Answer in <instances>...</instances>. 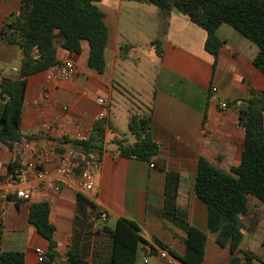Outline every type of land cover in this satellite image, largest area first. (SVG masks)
<instances>
[{
  "label": "crops",
  "instance_id": "obj_1",
  "mask_svg": "<svg viewBox=\"0 0 264 264\" xmlns=\"http://www.w3.org/2000/svg\"><path fill=\"white\" fill-rule=\"evenodd\" d=\"M20 7L21 0H0V79H17L22 71L21 48L9 41L10 30L4 28ZM98 7L108 28L105 71L98 74L88 67L87 42L76 54L58 40L57 64L27 79L21 140L11 148L0 142V255L17 251L23 253L25 264H68L77 198L82 194L107 213L104 223L95 222V230L103 225L114 229L121 218L137 224L146 243L140 246L136 264H183L177 256L186 252L191 226L207 233L202 264H228L231 254L209 233L207 205L194 192L197 163L205 157L223 171L240 163L244 130L239 126V109L251 89H264V73L253 64L258 47L223 24L216 32L222 45L214 66V56L205 49L206 30L179 10L134 0H99ZM156 41L162 46L161 58L153 45ZM130 50L134 57L127 53ZM65 61L74 63L77 74L65 77ZM115 93L131 104L123 129L113 122ZM100 98L109 104L102 156L94 189L83 194L78 182L85 163L74 142L87 138L99 120L104 109ZM220 101L228 104L226 111L220 110ZM5 104L0 97V119ZM133 106L136 114L152 116V137L159 148L153 162L118 154L117 139L135 142L128 132ZM65 157L74 182L57 177L39 181L36 169L28 167L33 162L51 169ZM20 169L25 170L23 183L16 173ZM23 188L31 189L26 199L17 196ZM42 202L48 204L55 227L57 255L53 259L49 240L29 221L31 206ZM241 221L243 249L256 253L262 260L258 264H264V204L249 196ZM106 241L104 233L96 240H84L82 264H110ZM149 245L166 250L173 261L158 252L148 253ZM39 249L45 254L42 262Z\"/></svg>",
  "mask_w": 264,
  "mask_h": 264
},
{
  "label": "trees",
  "instance_id": "obj_2",
  "mask_svg": "<svg viewBox=\"0 0 264 264\" xmlns=\"http://www.w3.org/2000/svg\"><path fill=\"white\" fill-rule=\"evenodd\" d=\"M170 11L179 10L207 32L205 49L211 53L216 65L222 45L217 37L218 28L227 24L258 47L253 64L264 73V0H134ZM99 0H21L14 18L5 23L10 30L9 41L22 51V71L17 79H0V97L6 100L0 119V142L9 146L21 140L20 122L23 113L27 79L30 75L46 71L57 64V41L70 53L80 54L82 42L89 46L88 67L98 74L105 71V49L108 28L98 7ZM157 56L163 51L159 41L153 43ZM36 54V55H35ZM239 126L244 130V150L241 161L223 171L207 158L197 163L195 195L208 208V231L219 246L231 254L228 264H258L261 258L243 249V223L241 216L248 211V197L264 204V89H251L245 105L239 109ZM153 120L149 114L132 115L128 123L134 143L123 139L115 141L118 154L153 162L159 148L152 137ZM106 126L104 120L95 122L85 140H76L74 148L86 154L102 156ZM81 169V168H80ZM74 239L68 253V264H82L84 240H96L100 233L107 235V259L110 264H136L140 246L146 241L137 224L119 219L114 229L103 225L94 229L101 210L79 194ZM29 221L47 238L49 257H56L55 227L49 220L46 202L31 206ZM207 233L191 226L186 239V252L177 258L183 264H202L205 258ZM163 248H166L161 244ZM264 250V236L261 242ZM0 264H25L24 255L17 251L3 252Z\"/></svg>",
  "mask_w": 264,
  "mask_h": 264
},
{
  "label": "built area",
  "instance_id": "obj_3",
  "mask_svg": "<svg viewBox=\"0 0 264 264\" xmlns=\"http://www.w3.org/2000/svg\"><path fill=\"white\" fill-rule=\"evenodd\" d=\"M62 68L65 70V77H70V76L77 74V68L74 65V63L71 61H65L62 64ZM216 90L217 89L215 87L211 88V93L215 94ZM99 103L104 106V109L99 113L98 119L99 120H105L108 117V109L107 108H108L109 104H108L107 100H105L104 98H100ZM218 106H219L221 111H226L229 107L228 104L224 101L218 102ZM206 125L207 124H205V128L207 127ZM85 139H86V137L83 138L82 140H85ZM79 157L85 163L86 168L83 169L80 173L78 188L83 194H87V193L92 192L94 189V175L96 173V170L99 168L100 160L98 159V157L95 153L86 154V153L80 152ZM47 158H48V156L44 157L45 160ZM66 162H67V158L65 157L61 160L60 164L57 167H54L51 169L39 167L33 162H30L28 164V167L32 168V169H36L35 176H36L37 180H39V181H45L48 178L57 177V178L62 179L66 182H74L75 181V175L66 166L67 165ZM153 166H154V164H151V167H153ZM16 173H17L18 178H19V183H23L24 179L22 176L25 173V170L20 169ZM30 194H31L30 188H23V189L17 191V196L20 198H24V199L28 198L30 196ZM98 220L101 221L102 223H104L107 220V213L105 211H101ZM146 251L148 253L158 252V254L161 258H167L170 261H173V258L169 255V253L166 250L161 249L157 245L146 246ZM37 256H38L39 262H42L44 259V256H45L44 251L39 249L37 251ZM144 261L147 262L146 259Z\"/></svg>",
  "mask_w": 264,
  "mask_h": 264
},
{
  "label": "rangeland",
  "instance_id": "obj_4",
  "mask_svg": "<svg viewBox=\"0 0 264 264\" xmlns=\"http://www.w3.org/2000/svg\"><path fill=\"white\" fill-rule=\"evenodd\" d=\"M124 51H126L124 49ZM127 53L131 54V57H134L135 52H133V50L127 51ZM128 99H131L129 95H127ZM134 101V100H133ZM135 104H137L136 101H134ZM131 104L130 102L126 99V98H120L118 93H115L113 96V102H112V107H111V112H112V116L114 115L115 117L113 118V122L115 123V121L117 122V126H119L120 129H123V125L125 124L126 121V110L130 109L131 110ZM134 111H133V115H135L138 110H136V108L133 106ZM132 111V110H131ZM122 124V125H121ZM86 168V165L84 166L83 169Z\"/></svg>",
  "mask_w": 264,
  "mask_h": 264
}]
</instances>
